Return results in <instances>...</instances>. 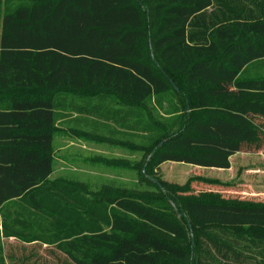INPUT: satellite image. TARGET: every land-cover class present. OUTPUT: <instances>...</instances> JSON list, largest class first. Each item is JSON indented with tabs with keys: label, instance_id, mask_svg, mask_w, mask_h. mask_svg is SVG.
<instances>
[{
	"label": "trees",
	"instance_id": "16d2710c",
	"mask_svg": "<svg viewBox=\"0 0 264 264\" xmlns=\"http://www.w3.org/2000/svg\"><path fill=\"white\" fill-rule=\"evenodd\" d=\"M0 91L33 92L0 94V264H264V202L158 175L264 153V0L0 3ZM73 115L143 154L141 189L50 178Z\"/></svg>",
	"mask_w": 264,
	"mask_h": 264
},
{
	"label": "rangeland",
	"instance_id": "374dc122",
	"mask_svg": "<svg viewBox=\"0 0 264 264\" xmlns=\"http://www.w3.org/2000/svg\"><path fill=\"white\" fill-rule=\"evenodd\" d=\"M7 1L10 0H0V3ZM0 94L27 97L33 95V92L0 91ZM73 118L75 115L57 124L53 145L54 170L51 179L63 178L81 183L92 191L108 186L141 189L137 182L138 172L135 166L142 160L143 154L117 144L120 139L112 135L109 129L95 130L94 124L81 125L75 123ZM229 162L228 168L219 171L166 161L158 167V175L170 183L181 186L192 178H204L220 183L216 185L194 181L191 190L194 194L214 191L222 193L226 198L264 202V153L237 152L230 157ZM11 243L14 244V241L11 240ZM15 248L7 251V256L12 254ZM20 250L22 249H18L17 255ZM48 262L61 264L62 260L49 259Z\"/></svg>",
	"mask_w": 264,
	"mask_h": 264
},
{
	"label": "crops",
	"instance_id": "0c3cea01",
	"mask_svg": "<svg viewBox=\"0 0 264 264\" xmlns=\"http://www.w3.org/2000/svg\"><path fill=\"white\" fill-rule=\"evenodd\" d=\"M198 166V165H197ZM209 169H214V170H219V171H222V170H225V168H215V167H208ZM52 176V175H51ZM51 178V177H50ZM13 241V240H12Z\"/></svg>",
	"mask_w": 264,
	"mask_h": 264
}]
</instances>
